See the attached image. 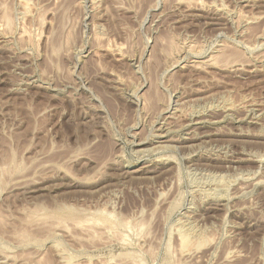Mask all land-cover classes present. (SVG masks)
I'll list each match as a JSON object with an SVG mask.
<instances>
[{"label": "rangeland", "instance_id": "1", "mask_svg": "<svg viewBox=\"0 0 264 264\" xmlns=\"http://www.w3.org/2000/svg\"><path fill=\"white\" fill-rule=\"evenodd\" d=\"M263 177L264 0H0V264H264Z\"/></svg>", "mask_w": 264, "mask_h": 264}, {"label": "bare ground", "instance_id": "2", "mask_svg": "<svg viewBox=\"0 0 264 264\" xmlns=\"http://www.w3.org/2000/svg\"><path fill=\"white\" fill-rule=\"evenodd\" d=\"M24 4V3H23ZM6 9V8H5ZM8 12V11H7ZM4 14L5 13H3V16H4ZM24 14V13H23ZM28 14V13H27ZM11 15V14H10ZM10 15H8V14H6L3 18H4V20H5V25H7V27L9 28V29H11L14 25V22H13V20H12V16H10ZM25 15V14H24ZM15 18V17H14ZM4 24V23H3ZM17 26V25H16ZM6 28V27H5ZM14 28V27H13ZM5 30V29H4ZM16 30V29H15ZM8 31V30H7ZM10 31V30H9ZM5 32V31H4ZM2 33V32H1ZM14 33V32H13ZM24 33V32H23ZM26 33V32H25ZM7 34V33H6ZM6 34H4V35H6ZM17 34V33H16ZM10 35V34H9ZM24 35V34H23ZM21 37V36H20ZM28 38V37H27ZM16 39V38H15ZM32 39V38H31ZM30 41V40H29ZM28 43H30V42H28ZM31 45V44H30ZM29 45V46H30ZM169 49V48H168ZM173 49V48H172ZM220 49V48H219ZM168 51V50H167ZM169 52V51H168ZM180 52V51H179ZM217 52V51H216ZM220 52V51H219ZM178 53V52H177ZM182 53V52H181ZM219 55V54H218ZM218 55H216V57L218 56ZM223 53L222 54H220L217 58L219 59L220 57L222 58L223 56ZM175 56V55H174ZM177 56V55H176ZM180 56H181V54H180ZM171 58V57H170ZM214 58V57H213ZM220 58V59H221ZM218 59H216V60H218ZM177 60V59H176ZM180 60V59H179ZM178 60V61H179ZM215 60V59H214ZM180 62V61H179ZM214 64L215 63H217V61H214L213 62ZM179 64V63H178ZM194 64V63H193ZM202 64V63H201ZM206 64V63H205ZM210 64V63H209ZM212 64V63H211ZM198 65V64H197ZM176 66H177V64H176ZM202 67V66H201ZM205 67V66H204ZM173 68V67H172ZM132 93V92H131ZM133 93H135V92H133ZM137 98V97H136ZM142 98V97H141ZM141 98H139L140 100H141ZM138 100V99H137ZM171 102V101H170ZM143 103H144V101H143ZM145 104V103H144ZM171 104V103H170ZM177 104V103H176ZM179 104V103H178ZM178 107V106H177ZM169 110V109H168ZM258 110V109H257ZM167 111V110H166ZM175 111V110H174ZM174 111H173V113H174ZM179 111V110H178ZM183 112V111H182ZM181 112V113H182ZM166 113V112H165ZM251 113V112H250ZM162 115V114H161ZM166 116V115H165ZM193 116V115H192ZM207 116V115H206ZM193 118V117H192ZM207 120V119H206ZM189 121H190V119H189ZM204 121V120H203ZM210 122V121H209ZM188 123H190V122H188ZM201 123V122H200ZM161 124V123H160ZM200 125V124H199ZM163 127V126H162ZM162 129H164V128H162ZM157 130V129H156ZM170 130V129H169ZM164 131V130H163ZM197 133V132H196ZM160 136H161V133H158ZM197 137V136H196ZM162 138H164L163 136L160 138V139H162ZM184 140H186V139H184ZM147 141V140H146ZM187 141V140H186ZM190 141H191V139H190ZM142 142V141H141ZM162 143V142H161ZM176 143V142H175ZM178 143V142H177ZM163 145H165V144H163ZM169 145V144H168ZM173 146V145H172ZM192 146V145H191ZM163 147V146H162ZM161 147V148H162ZM171 147V146H170ZM176 147H177V145H176ZM175 147V148H176ZM180 147V146H179ZM190 147V146H189ZM151 148H153V147H151ZM173 148H174V146H173ZM178 148V147H177ZM148 149V148H147ZM179 149V148H178ZM143 150V149H142ZM147 151V150H146ZM179 152V151H178ZM261 168V167H260ZM154 169V168H153ZM131 172V171H130ZM133 177V176H132ZM131 177V178H132ZM134 178V177H133ZM264 178V177H263ZM260 182V181H259ZM220 198V197H219ZM222 201V200H221ZM178 204V203H177ZM176 203H175V205H177ZM227 206V205H226ZM174 207V206H173ZM176 207V206H175ZM66 209V208H65ZM65 209H63V208H59L58 210H57V213H54V214H50V215H46L45 217H43V221L45 222V223H47L49 220L51 221V220H53V221H56V222H53L52 221V223H56V225L55 226H58V228L60 229V228H62V229H65V228H63L64 227V224L67 222V221H73V222H75L76 223V227L79 225V226H83V225H85L88 221H86V223L85 222H83V218H82V216L83 215H81L79 212L78 213H76L75 211H70V209L69 210H65ZM37 210H38V208H37ZM35 213V212H34ZM53 213V212H52ZM33 215V214H32ZM35 216H34V218H37V219H39V213H35L34 214ZM206 215V214H205ZM43 215H41V217H42ZM108 218V217H107ZM30 219H31V217H30ZM29 219V220H30ZM28 220V219H27ZM40 220V219H39ZM85 220V219H84ZM109 220V219H108ZM191 220V219H190ZM194 220V219H193ZM200 220V219H199ZM30 221H36V220H30ZM102 221V220H101ZM114 221V220H113ZM113 221L111 222V219L109 220V222L110 223H113ZM116 221V220H115ZM114 221V224L116 223ZM118 221V220H117ZM43 222V223H44ZM91 222V221H90ZM108 222V221H107ZM119 222V221H118ZM117 222V223H118ZM38 223V222H37ZM49 223V222H48ZM84 223V224H83ZM97 223V222H96ZM100 223V222H99ZM99 223H97V224H99ZM51 224V223H50ZM105 224V223H104ZM122 224V223H121ZM30 225H31V223H30ZM91 225V224H90ZM109 225V224H108ZM118 225V224H117ZM36 226V225H35ZM50 226V225H49ZM52 226V225H51ZM54 226V227H55ZM87 225H85V226H83L82 228H85ZM88 226H89V224H88ZM87 226V227H88ZM93 226V225H92ZM96 226H98V225H96ZM122 226V225H121ZM107 227V226H106ZM105 227V228H106ZM113 227V226H112ZM123 227V226H122ZM56 228V227H55ZM89 228V227H88ZM93 228V227H92ZM96 228V227H95ZM119 228V227H118ZM23 230H20L19 232H17L18 233V235L17 234H15V235H17V236H19L18 238L20 239V240H25V241H27V239H30L31 237H33L32 236V234L29 232V231H27V230H25V229H27V228H22ZM59 229H57V230H59ZM90 229H91V227H90ZM67 230V229H66ZM18 231V230H17ZM61 231V230H60ZM83 231V230H82ZM92 231V230H91ZM116 231V230H115ZM114 231V232H115ZM69 232V231H68ZM95 232H97V231H94V233ZM112 232V231H111ZM118 232V231H117ZM116 232V233H117ZM142 232V231H141ZM103 233V232H102ZM110 233V232H109ZM140 233V232H139ZM190 233V232H189ZM65 234V233H64ZM63 234V235H64ZM67 234V233H66ZM192 234V233H191ZM97 234H95V236H96ZM117 236V235H116ZM184 236H186V235H184ZM183 236V237H184ZM189 236V235H188ZM187 236V237H188ZM191 237V236H190ZM17 238V237H16ZM123 238V237H122ZM192 238V237H191ZM190 238V239H191ZM74 240V239H73ZM202 240V239H201ZM34 241V240H33ZM36 241V240H35ZM124 241V240H123ZM193 241V240H192ZM24 242V241H23ZM28 242V241H27ZM37 242V241H36ZM182 245H181V247H182V251H187L188 250V248L190 247V245H191V242H190V240L189 239H187V238H184V239H182V243H181ZM22 245V244H21ZM191 249V248H190ZM192 249H193V247H192ZM180 250V251H181ZM193 251V250H192ZM194 252V251H193ZM188 253V252H187ZM182 254H183V252H182ZM189 254H191V253H189ZM185 255V254H184ZM10 259V258H9ZM7 261V260H6ZM3 262V261H2ZM5 263V262H4Z\"/></svg>", "mask_w": 264, "mask_h": 264}]
</instances>
